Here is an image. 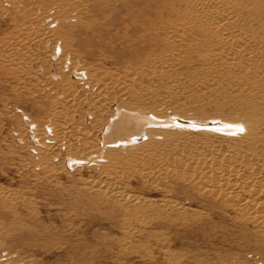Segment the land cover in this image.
I'll list each match as a JSON object with an SVG mask.
<instances>
[{
    "label": "rangeland",
    "instance_id": "rangeland-1",
    "mask_svg": "<svg viewBox=\"0 0 264 264\" xmlns=\"http://www.w3.org/2000/svg\"><path fill=\"white\" fill-rule=\"evenodd\" d=\"M142 13L148 17L156 10L141 0H0V44L11 41L14 54V64L0 63V264H264V233L213 204L200 193L202 185L178 176L144 179L127 171L119 185L149 203L121 205L114 198L96 197L83 183L99 180V159L61 160L43 149L53 132L46 125L38 130L46 113L43 105L60 98L56 94L67 73L73 76L69 84L78 89L96 67L121 75L122 80L125 70L139 72L129 89L137 87L134 94L143 97L145 90H151L148 105L153 106L167 90L162 80L148 73L153 67L166 71L167 63L177 64L167 79L190 90L172 98L187 103L188 121L203 122L201 128L186 123L181 131L207 135L215 142L242 131L237 123L225 120L238 115L236 91H230L226 81L241 91L238 101H246L244 94L252 89L264 105V87L249 81L264 74L262 69L229 62L209 71L202 62L181 63L182 36L176 31L152 26L142 30L147 38L154 34L158 41L139 47L136 55L133 43L140 31L134 29L147 23ZM49 28L57 31L59 42L55 47L41 42L37 45L40 55H32L36 45H28L25 36L47 35ZM160 44L167 48L160 49ZM73 67L85 71L75 74ZM129 93L133 96L132 90ZM195 96L202 99L197 104L212 98L223 104L195 110L196 103H190ZM171 122L166 123L179 125ZM154 126L162 127L144 122L140 135H131L135 139L131 143L146 140L144 130ZM41 153L47 154L54 170L48 177L38 163ZM3 189L14 196L8 205L2 202ZM166 200L179 203L182 209L164 206ZM124 223L139 231L126 235Z\"/></svg>",
    "mask_w": 264,
    "mask_h": 264
},
{
    "label": "bare ground",
    "instance_id": "bare-ground-1",
    "mask_svg": "<svg viewBox=\"0 0 264 264\" xmlns=\"http://www.w3.org/2000/svg\"><path fill=\"white\" fill-rule=\"evenodd\" d=\"M141 2L149 8H154L156 13L148 17L141 14V18L147 23L144 28L136 26L134 29L140 31L133 43L136 55L139 53V47L144 48L147 42L148 47L153 46L158 41L157 37L153 39L154 34L147 38L142 32L152 26L162 31H176L182 36L178 49L179 53H182L181 63L202 62L209 71H215L221 63L244 62L264 71V0ZM148 13L149 11L146 12ZM132 19L135 23L136 19ZM47 32V35L37 34L38 37L35 38L25 36L24 41L28 45H36L32 55H40V47L37 48V45L41 42H51L54 45L52 47L59 42L57 31L49 28ZM59 44L57 47L61 46ZM159 46L160 49L167 48L164 44ZM13 55L12 42H2L0 63L4 66L14 64ZM174 65L177 64L167 63L166 71L153 67L148 73L154 76V79L162 80L167 90V99L163 96L153 106L148 105L151 90H145L143 97L134 94L137 87L129 89L134 81L137 82L135 77L139 72L130 73L125 70L126 78L122 80L121 75L116 77L113 72L96 67L88 72L85 80L79 83L78 89L69 84V79L73 76L72 73H67L61 78L62 90L56 94L60 98L43 105L46 113L43 120L37 124L38 130H41L43 125L53 130L49 143L42 146L43 149L61 160L82 161L89 157L99 159V180L96 183L83 182L98 198H114L119 204L126 206L149 203L148 199L126 192L127 190L119 185L120 179L127 171L144 179L183 177L184 181L190 184L202 185L200 193L213 200V204L221 205L226 213L234 212L233 218L243 223H252L257 232L264 233V105L256 97L257 91L251 89V92L244 94L246 101H238L241 91L228 81L224 83L226 87L232 88L230 91H236L233 96L237 95L234 109L238 115L225 118L237 123V127L241 128L242 131L236 136L215 142L207 135L183 133L181 129L186 128V123H195L201 128L203 122L193 119L188 121L185 116V112L189 110L187 103L180 100L178 103L172 98V95L190 90L184 83L167 79L174 70ZM72 70L75 74L85 71L80 67H73ZM151 78L147 77L149 82L152 81ZM244 80L245 78H241L239 81L243 83ZM249 81L253 84L260 83L264 87V74L249 77ZM131 90L133 96L129 93ZM195 98L196 100L190 99L191 106L196 103L193 108L195 110L203 105L213 104L220 107L219 105L223 104L214 98L206 104H197V101L202 99L196 96ZM124 100L126 101L122 104ZM164 106L167 110L161 112L159 108L164 109ZM121 109H125V113H120ZM169 120L179 122V125H167ZM146 121L158 123L162 127L146 128L143 133L146 140L137 145L131 143L135 141L131 135L139 136L141 126ZM205 127L206 125H203V128ZM235 129L236 127L233 128ZM115 143H118L117 148H110L111 144ZM41 156L38 163L48 177L54 170L50 160H46L47 154L41 153ZM181 172H184L185 176L181 175ZM3 190L1 193L5 197L2 202L8 205L14 196L13 193L8 194ZM164 206L179 211L182 209L179 203L167 200ZM123 227L126 235L134 233L135 230L139 231L126 223ZM262 244L264 245V241Z\"/></svg>",
    "mask_w": 264,
    "mask_h": 264
}]
</instances>
